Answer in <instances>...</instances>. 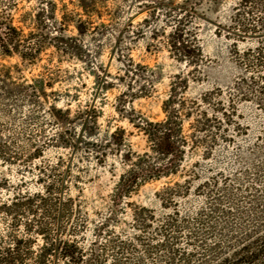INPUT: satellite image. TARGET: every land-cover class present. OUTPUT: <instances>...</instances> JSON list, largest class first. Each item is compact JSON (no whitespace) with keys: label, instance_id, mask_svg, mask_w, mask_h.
Wrapping results in <instances>:
<instances>
[{"label":"rangeland","instance_id":"374dc122","mask_svg":"<svg viewBox=\"0 0 264 264\" xmlns=\"http://www.w3.org/2000/svg\"><path fill=\"white\" fill-rule=\"evenodd\" d=\"M2 19L24 38L32 34L38 51L33 62L0 58V68L16 67L18 82L51 83L48 101L59 98L58 108L66 102L71 111L93 106L100 133L122 131L134 153L148 151V143L129 120H164V103L171 87L177 88L186 159L176 176L142 186L130 203L152 210L156 221L171 216L175 207L177 219L195 228L201 223L229 233L264 228V97L259 93L264 70L247 60L264 52V0H0ZM177 23L199 58L195 64L177 57L170 37ZM202 113L207 133L196 123ZM54 131L44 109L0 102V138L26 160H0V179L11 185L24 180L35 190L24 164L30 168L69 157L80 176L83 213L94 219L104 211L125 163L113 151L99 165L88 153L69 156L48 146L41 159H25L31 142ZM175 184L180 194L164 205L161 190ZM186 234L180 235L185 248Z\"/></svg>","mask_w":264,"mask_h":264},{"label":"trees","instance_id":"16d2710c","mask_svg":"<svg viewBox=\"0 0 264 264\" xmlns=\"http://www.w3.org/2000/svg\"><path fill=\"white\" fill-rule=\"evenodd\" d=\"M38 1L43 4L45 0ZM78 30L82 33L80 28ZM32 36L24 38L10 20H0V58L35 61L38 49L31 45ZM170 37L172 45L178 47L179 60L186 64L198 61L183 37L180 23ZM248 59L264 70L263 51ZM13 68L16 67L0 68V102H25L38 110L44 109L55 126L51 135L31 142L25 159L29 162L41 159L43 148L48 146L69 152V156L88 153L100 165L108 152L113 151L121 155L125 168L114 182L105 209L97 219L83 213L80 176L74 174L69 157L60 156L54 162H40L30 168L24 164L35 190L29 189L24 180L11 185L1 178L0 264H264V228L239 233L208 228L205 223L195 228V224L190 226L177 219L175 207L171 216L156 221L152 210L129 202L142 186L176 176L186 159L187 141L176 87H171L164 103V120L156 123L129 120L148 143V151L137 154L125 145L122 131L100 133L98 112L93 106L71 111L68 102H64V106L58 108L59 98L48 101L46 90L52 88L51 83L43 79L18 82ZM104 88L103 85L100 89ZM259 91L264 97V86ZM260 103H263L262 98ZM196 123L199 131L206 132L205 113L200 114ZM11 148L10 142L0 138L2 163L26 162L22 154ZM179 188L178 184L163 188L161 193L166 194V199L162 203L173 204L174 195L180 194ZM72 191L77 195L71 196ZM184 232L187 248L181 244L180 235ZM188 246H193V250H188Z\"/></svg>","mask_w":264,"mask_h":264}]
</instances>
